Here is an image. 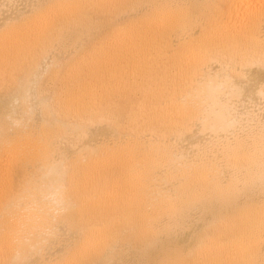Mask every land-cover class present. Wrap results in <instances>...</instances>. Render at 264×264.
Listing matches in <instances>:
<instances>
[{
	"label": "bare ground",
	"instance_id": "1",
	"mask_svg": "<svg viewBox=\"0 0 264 264\" xmlns=\"http://www.w3.org/2000/svg\"><path fill=\"white\" fill-rule=\"evenodd\" d=\"M0 264H264V0H0Z\"/></svg>",
	"mask_w": 264,
	"mask_h": 264
}]
</instances>
